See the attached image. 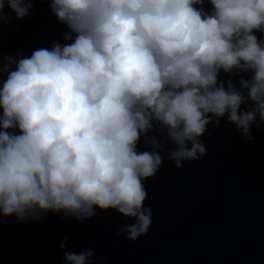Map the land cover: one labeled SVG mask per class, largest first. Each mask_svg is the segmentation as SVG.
<instances>
[{
  "label": "clouds",
  "instance_id": "clouds-1",
  "mask_svg": "<svg viewBox=\"0 0 264 264\" xmlns=\"http://www.w3.org/2000/svg\"><path fill=\"white\" fill-rule=\"evenodd\" d=\"M204 2L52 0L66 43L4 57L5 220L63 213L83 221L115 210L135 220L119 233L135 242L152 224L144 181L161 167L164 145L174 146L169 159L181 168L206 154L201 137L214 122L226 117L245 137L264 125V41L254 35L264 33V0H209L210 14ZM6 7L23 20L34 5L0 0V21L10 23ZM221 71L253 75L237 90L218 82ZM154 125L166 139L139 152ZM65 264H95L94 253L66 252Z\"/></svg>",
  "mask_w": 264,
  "mask_h": 264
},
{
  "label": "water",
  "instance_id": "water-1",
  "mask_svg": "<svg viewBox=\"0 0 264 264\" xmlns=\"http://www.w3.org/2000/svg\"><path fill=\"white\" fill-rule=\"evenodd\" d=\"M30 2L34 7L28 18L16 19L6 7L11 22L0 21V84L7 78L4 57L18 61L66 43L69 30L51 11L52 0ZM203 10L210 14L209 0ZM254 35L264 41V33ZM252 75L221 71L218 82L227 88L231 81L241 90L240 80ZM155 128L141 137L139 152L152 151L153 138L166 139ZM201 142L206 154L181 168L169 159L170 142L159 152L161 167L144 181V207L151 209L152 224L139 240L119 234L135 220L115 210L97 209L83 221L63 213L28 222L0 215V264H65L66 252L87 251L94 253L95 264H264V125H252L245 137L225 117L219 126H208Z\"/></svg>",
  "mask_w": 264,
  "mask_h": 264
}]
</instances>
